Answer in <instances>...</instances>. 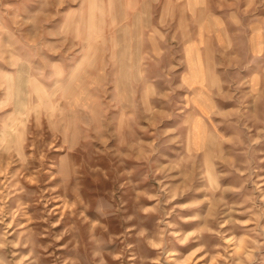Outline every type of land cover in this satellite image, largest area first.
Instances as JSON below:
<instances>
[{"label":"rangeland","instance_id":"1","mask_svg":"<svg viewBox=\"0 0 264 264\" xmlns=\"http://www.w3.org/2000/svg\"><path fill=\"white\" fill-rule=\"evenodd\" d=\"M0 264H264V0H0Z\"/></svg>","mask_w":264,"mask_h":264}]
</instances>
